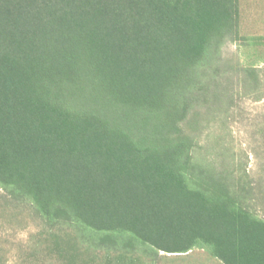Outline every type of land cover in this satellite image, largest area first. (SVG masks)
<instances>
[{
    "label": "trees",
    "instance_id": "1",
    "mask_svg": "<svg viewBox=\"0 0 264 264\" xmlns=\"http://www.w3.org/2000/svg\"><path fill=\"white\" fill-rule=\"evenodd\" d=\"M238 39L239 0H0V189L64 264H264V115L257 178L191 132L261 97Z\"/></svg>",
    "mask_w": 264,
    "mask_h": 264
},
{
    "label": "rangeland",
    "instance_id": "2",
    "mask_svg": "<svg viewBox=\"0 0 264 264\" xmlns=\"http://www.w3.org/2000/svg\"><path fill=\"white\" fill-rule=\"evenodd\" d=\"M239 33L240 39L222 46V59L234 69L254 67L261 82V97L257 99L254 94L235 91L232 106L223 118L203 120L200 128L191 132L199 134L197 146L201 151L218 141L231 147L236 159L257 178L256 171L262 161L257 130L264 115V0H239ZM25 209L23 205L10 203L0 189V246L5 252L4 264H64L50 235L53 230H48ZM256 211L264 215L263 209ZM156 264L222 263L205 249L194 247L185 253L159 252Z\"/></svg>",
    "mask_w": 264,
    "mask_h": 264
}]
</instances>
